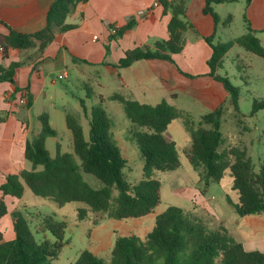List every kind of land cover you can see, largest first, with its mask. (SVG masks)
<instances>
[{"label":"trees","instance_id":"obj_1","mask_svg":"<svg viewBox=\"0 0 264 264\" xmlns=\"http://www.w3.org/2000/svg\"><path fill=\"white\" fill-rule=\"evenodd\" d=\"M87 0H54L49 7L45 27L35 33L23 34L7 26L8 34L0 37L3 58L9 48L25 50L36 46L39 51L50 44L55 34L73 28L65 24L68 14L78 3ZM236 0H207L203 12L210 14L215 23L218 17L212 9L214 4ZM171 11L167 40L156 42L154 49L135 48L126 51L115 68H127L139 60H166L174 63L173 55L183 48V34L187 29L183 21L186 0H157ZM247 4L249 0H246ZM119 29L120 35L130 28ZM212 49L207 65L209 75L222 83L228 94L227 102L238 110V89L231 85L227 77L216 75L222 66L223 57L234 45H239L259 57L264 58V48L253 31L247 26V33L227 43L213 44V37L204 39ZM19 63L0 66V83L14 84V72ZM89 95H87L88 97ZM103 98L90 109L82 99L79 105L88 118V137L83 127L70 114L66 115V127L72 135V153L56 152L51 157L46 149V139L56 137V131L49 124L46 113L38 120L41 130L25 143L24 157L31 163V169L8 175L0 185V219L8 214L9 205L4 197L19 200L23 195V184L35 196L47 200L57 208L73 202L83 203L87 208L78 211L79 219L87 217L91 211L100 214L98 219L112 220L139 219L153 213L161 202V183L152 178L154 171L171 172L180 166L175 142L167 137L169 125L184 114L166 101L152 106L140 104L113 94L108 100L122 105L124 114L132 129V141L137 146L143 160V177L136 184H130L123 173L126 161L121 154L112 131V121L103 108ZM226 102V101H225ZM225 102L214 111L201 117L194 129L187 120L190 146L185 157L191 167L200 173L204 181L219 183L226 171L232 178L231 190L238 193V202L233 204L237 217L264 215V163L256 172L250 157L244 150L230 148L219 151L222 145L220 132ZM264 108V102H255L251 115ZM209 126L204 128L203 126ZM78 159L79 163L76 161ZM83 174H90L102 183L95 189L86 183ZM23 183H22V182ZM116 191V197L113 194ZM14 239L0 242V264H52L64 241V222L45 221V230L52 239L36 241L30 231L22 211H14ZM105 259L84 250L73 264H106ZM108 264H264V253L247 251L243 244L235 240L222 227L209 231L198 218L190 217L182 208L168 207L159 214L152 230L141 239L138 236H118L109 256Z\"/></svg>","mask_w":264,"mask_h":264},{"label":"crops","instance_id":"obj_2","mask_svg":"<svg viewBox=\"0 0 264 264\" xmlns=\"http://www.w3.org/2000/svg\"><path fill=\"white\" fill-rule=\"evenodd\" d=\"M53 1L0 0V37L8 34L6 25L23 34L43 29ZM206 1L186 0L182 18L187 24L183 34L184 45L179 54L173 55L174 63L153 59L136 61L127 68L119 69L112 66L126 51L145 47L154 49L156 42L168 39L171 11L165 10L157 0H87L78 3L65 20V24L72 25L73 28L55 34L54 40L43 51H39V42H36L35 47L25 50L9 48L4 59L0 43V66L19 63L14 72V84L0 83V185L4 183L6 176L19 175L22 171L31 169V163L24 157V149L26 141L40 133L41 123L38 117L46 113L49 124L54 129L53 119L58 114L67 115L65 107L69 90L67 85H59V82L68 81L71 74L92 83L90 93L93 97L107 100L111 95L119 94L140 104L154 106L166 101L176 107L184 117L174 120L167 132L178 124L188 136L185 120L196 129L201 117L214 111L228 99L222 83L209 75L207 62L212 49L204 39L213 37L212 43H216L214 39L218 24L221 22L220 11L226 4H237L240 0L212 5L218 23H215L210 14L203 12ZM242 12H245L248 20H245L246 29L249 26L256 38H258L256 33L264 35V0H249ZM232 20L233 17L229 15L222 24L229 25ZM128 25L131 27L120 35H111L109 32L110 27L122 29ZM94 36L97 37L95 40ZM61 73H65L66 76L59 80L58 76ZM216 75L219 76L217 72ZM74 97L70 95V98ZM64 121L66 126V120ZM114 138L127 168L131 163L127 157L138 158L139 155L129 145L124 144L121 148L122 144L118 142L115 134ZM68 139L72 148V135ZM57 151L72 153L73 149L71 152H61V144L55 141L54 154L48 152L54 157ZM23 187V195L19 200L4 197L10 209L8 214L0 219V242L14 239L11 215L14 211L27 208L23 196L28 188L24 184ZM197 192L198 190L193 196L188 192L187 198L193 202ZM192 197L194 199H191ZM195 201L196 207L209 209L203 193L201 198L196 197ZM159 214L153 211L143 218L129 220L100 217L94 221L90 231L89 251L101 258V253L111 254L118 236L135 235L144 239L154 227ZM236 223L238 227L231 233L237 237L235 240L241 242L247 251L257 250L264 253V215L245 216L239 218Z\"/></svg>","mask_w":264,"mask_h":264},{"label":"rangeland","instance_id":"obj_3","mask_svg":"<svg viewBox=\"0 0 264 264\" xmlns=\"http://www.w3.org/2000/svg\"><path fill=\"white\" fill-rule=\"evenodd\" d=\"M245 5H247L246 0H240L237 4H226L225 8L220 11L221 22L217 27L214 39L216 43L214 44L227 43L247 33L245 23L247 18L245 12H242ZM229 15L233 17L232 22L229 25L222 24ZM256 34L264 48V35ZM217 73L221 77H227L231 85L236 87L239 92L238 110H235L229 102H225L220 127L223 142L219 151L230 148L244 150L251 158L254 170L257 172L264 163V108L259 109L254 115H251V111L255 102H264V58L246 51L239 45H234L224 56L222 68L218 69ZM59 85H67L69 90V98L65 107L66 113L78 120L83 127L85 136L88 137V118L84 115L79 100L84 101L87 109L97 104L100 98L93 97L90 93L92 83H89L85 78H76L74 74H71L68 81L59 82ZM71 94L75 97L70 98ZM87 95L89 96L86 97ZM103 102L105 103L102 106L113 124V134L122 144L121 148L124 144L129 145L139 155L138 158L127 157L131 163L123 170L126 180L130 184H136L143 177V160L132 141L131 124L126 118L121 104L108 99ZM59 115L52 121L57 137L49 138L46 143L51 154L55 152V141L61 144V152H71L72 150L68 139L71 132L67 130L64 123L66 115L65 113ZM203 127L209 128L206 125ZM167 137L177 144L180 166L171 172H153L152 178L161 183V202L154 213L161 214L168 207L176 206L182 208L190 217L198 218L199 222L209 231L222 227L230 235L232 232L234 233L238 227L236 222L239 218L234 213L233 204L237 202L238 194L231 190L232 178L228 170L219 183L204 181L201 179L200 173L192 169L185 157V151L190 142L189 134L185 135L177 124L173 130L167 132ZM130 148H128V152H130ZM124 154L127 156L125 151ZM76 161L79 163L78 159ZM83 179L95 189L102 187V183L90 174H83ZM197 190L196 197L200 199L203 193L209 209L196 207V197L195 199L191 198L194 199L193 202L187 198L188 192H191V196H193ZM115 197L116 191L113 194V199ZM23 200L27 204V208L26 211L22 210V213L36 241L45 238L52 239L51 234L45 230V221L49 218L53 222L65 223L64 241L67 245L63 247L54 264H73L82 251L90 250V231L94 221L99 220L100 214L88 211L86 218L79 219L78 211L87 208L83 203L73 202L59 209L51 202L36 197L28 189ZM109 256L108 252L101 253V258L105 259L106 264L109 263Z\"/></svg>","mask_w":264,"mask_h":264},{"label":"built area","instance_id":"obj_4","mask_svg":"<svg viewBox=\"0 0 264 264\" xmlns=\"http://www.w3.org/2000/svg\"><path fill=\"white\" fill-rule=\"evenodd\" d=\"M118 30H119V27H116V26H113V27H110V28H109V32H110L111 35H115V34H117ZM96 38H97L96 36L93 37L94 40H95ZM65 76H66L65 73H61V74L58 76V79L61 80V79L65 78ZM22 102H24V101H22Z\"/></svg>","mask_w":264,"mask_h":264}]
</instances>
